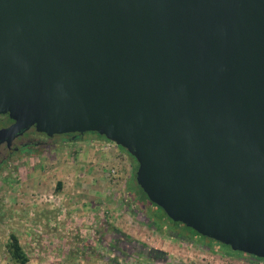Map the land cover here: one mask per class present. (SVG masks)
I'll list each match as a JSON object with an SVG mask.
<instances>
[{"label": "water", "instance_id": "95a60500", "mask_svg": "<svg viewBox=\"0 0 264 264\" xmlns=\"http://www.w3.org/2000/svg\"><path fill=\"white\" fill-rule=\"evenodd\" d=\"M95 133L174 223L264 260V0H0V115Z\"/></svg>", "mask_w": 264, "mask_h": 264}, {"label": "rangeland", "instance_id": "374dc122", "mask_svg": "<svg viewBox=\"0 0 264 264\" xmlns=\"http://www.w3.org/2000/svg\"><path fill=\"white\" fill-rule=\"evenodd\" d=\"M135 167L126 150L91 133L55 138L11 164L0 177V264H13L5 251L11 234L31 264H264L200 235L205 246L177 238L172 230L192 232L144 197ZM143 246L166 252L167 261L146 258Z\"/></svg>", "mask_w": 264, "mask_h": 264}, {"label": "flooded vegetation", "instance_id": "af4514ba", "mask_svg": "<svg viewBox=\"0 0 264 264\" xmlns=\"http://www.w3.org/2000/svg\"><path fill=\"white\" fill-rule=\"evenodd\" d=\"M14 125L15 122L8 114L0 115V177L11 164L35 155L40 148L49 146L55 138H61L62 143L66 136L73 138V135L47 136L37 132L34 126L17 129Z\"/></svg>", "mask_w": 264, "mask_h": 264}, {"label": "trees", "instance_id": "16d2710c", "mask_svg": "<svg viewBox=\"0 0 264 264\" xmlns=\"http://www.w3.org/2000/svg\"><path fill=\"white\" fill-rule=\"evenodd\" d=\"M91 134H95V133H91ZM86 135V134H85ZM97 135V134H95ZM98 137L100 138H103L99 135H97ZM83 136L81 135H78V134H74L73 135V140L75 141H78L82 138ZM135 161V160H134ZM136 163V161H135ZM137 170V163H136V167H135V172ZM135 172H133V175H132V181H134V183L136 184V181H135ZM137 185V184H136ZM138 187V185H137ZM139 188V187H138ZM140 189V188H139ZM140 191L142 192V190L140 189ZM142 194L144 195V197L147 199L146 195L142 192ZM148 200V199H147ZM151 203V202H150ZM152 204V203H151ZM153 206L157 207L156 205L152 204ZM159 208V207H157ZM175 225H178L179 227H182V224L180 223H174ZM161 229V228H159ZM192 232V235L191 236H183L181 234H179L178 232L172 230L171 232L175 233L177 235V238H181V240L187 242V243H190V244H199V245H203L205 246V244L202 242V241H198L196 238V236H198L199 234H197L196 232H194L193 230L189 229ZM117 233V232H115ZM201 238L203 239H208V238H205L203 236H201ZM126 239H128L129 242L132 241V238L130 237H126ZM112 240H114L115 242V238H112ZM209 241L212 242H215L211 239H208ZM217 243V242H215ZM219 245H222L220 243H217ZM223 247H227V246H224L222 245ZM144 248H146L143 256H145L146 258L152 260V261H157V262H166L167 261V258H168V255L166 252L164 251H161V250H158V249H154V248H147L146 246H143ZM206 247H209V244L206 245ZM229 248V247H227ZM5 251H6V254H7V258L13 263V264H26L28 261H29V256H28V253L26 252V250H24L22 248V246L19 244V241H18V238L11 234L5 244ZM234 255H239V256H246V257H249L253 260H256V261H262L264 262V260L262 259H257L255 257H252V256H248V255H245V254H242V253H239V252H234L233 253Z\"/></svg>", "mask_w": 264, "mask_h": 264}, {"label": "crops", "instance_id": "0c3cea01", "mask_svg": "<svg viewBox=\"0 0 264 264\" xmlns=\"http://www.w3.org/2000/svg\"><path fill=\"white\" fill-rule=\"evenodd\" d=\"M56 251L60 252L59 250H56ZM54 255H56V254H54ZM57 256H60V254H57ZM26 264H31V263H29V261H28Z\"/></svg>", "mask_w": 264, "mask_h": 264}]
</instances>
